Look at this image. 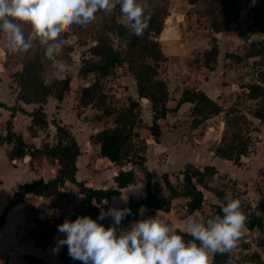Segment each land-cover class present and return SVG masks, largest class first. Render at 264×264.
Returning a JSON list of instances; mask_svg holds the SVG:
<instances>
[{
  "label": "trees",
  "instance_id": "trees-1",
  "mask_svg": "<svg viewBox=\"0 0 264 264\" xmlns=\"http://www.w3.org/2000/svg\"><path fill=\"white\" fill-rule=\"evenodd\" d=\"M198 0H187L189 5H194ZM209 10L212 15L211 27L215 33H221L231 24L239 20V15L247 6L249 0H208ZM167 2L159 6L158 4L149 7L146 15L150 16L148 28L143 35L137 37L129 35V29L125 24L118 22L115 11L105 20L97 23V36L93 45L88 49V53L94 57L95 61L85 60L79 68L80 76L93 75L95 81L92 84L81 87L78 95V102L81 107H95L109 114L105 106V97L102 94L99 79L111 76L116 69L126 65V68L132 76L138 99H145L150 104L151 124L149 126L150 134L157 142L160 132L158 120L163 119L167 113L173 111L166 104L168 101V89L166 83L160 78L158 65L165 60L161 52L160 45L156 37L161 33L164 23L169 16L166 10ZM1 35V33H0ZM210 42L209 49L204 52V66L212 69V64L216 61L218 55V46L215 39ZM261 40L257 43H250L248 57H258L261 55ZM44 47L32 48L29 52L21 56L19 63L20 69L13 74V80L18 86V93L13 106H7L0 102V108L10 114V119L15 113L19 112L30 118L28 130L32 136H35L37 130L47 131L48 122L43 112V106L46 104L48 97H54L61 101L64 95L70 89V78L65 76L62 79H55L48 87L43 86V67L44 61L47 60L43 55ZM226 58H235L236 62L241 57L227 54ZM248 98L257 99L264 96V88L258 84L247 85ZM37 106L32 112H26L20 104ZM183 103L192 105L190 114L192 124L198 126L203 122L217 117L222 107L209 99L201 91L184 90L178 101L177 107ZM140 105L137 100L129 99L126 107L117 112L112 125H105L100 131L90 137V140L98 145L99 156L103 161L104 167L110 164L118 165L128 162L134 151V144L140 137L139 127L142 120L140 118ZM261 122L264 121V111L257 116ZM228 121H225L227 125ZM55 129L56 141L49 145L43 142L41 147L35 148L27 145L22 136L12 131L11 121H6L5 135H0V144L6 143L11 145L7 153L8 159H23L30 157V164L39 156H45L51 163H56L58 168L56 174L50 180L44 182L41 179L18 185L13 192L11 199L3 208L0 214V227L5 224L6 213L14 206L24 202L27 195H34L41 198H50L60 195V188L65 182L73 184L82 199L73 211L68 214V220L72 221L79 216L88 215L96 220L100 211H108V201L112 197L120 195V190L124 187L134 184L135 172L132 169L121 170L114 177L115 187L111 189L88 187L82 181H77L75 174L77 171L76 161L80 155V148L74 136L69 129L53 120L50 123ZM247 146L241 141L235 139L225 146H218L214 149V155L224 161L231 162L233 165H240V157L246 152ZM145 161V157L142 161ZM133 164L135 162H132ZM212 171L214 169L209 168ZM205 171L187 164L181 171L180 188L174 186L168 180L167 175H163L164 187L167 191L166 196H160L150 189L149 182L145 185V197L140 200L129 198L125 207L131 209V215L122 220L121 223H128L135 220L138 210L141 206L149 210V214L154 216L156 211L168 212L171 209L172 201L176 198L186 199L185 211L191 215L201 210L204 204V195L202 190L211 192L217 199L218 203L214 206L213 214H221V204L227 197L224 191L210 187L205 180ZM214 172V171H213ZM242 211L247 216L245 227L248 230L263 229L264 225V188L263 197L258 202L255 209L241 202ZM211 215H206L204 219ZM102 223L105 227L109 225V217ZM60 222L53 214L48 215L43 220L36 221L32 232L33 245L41 250L46 249L52 243L57 232V225ZM178 234L182 235L185 240L191 239L187 232L175 229ZM260 245H264V239ZM22 264H45L44 261L31 254L21 256ZM57 260L61 264H81L80 261H74L68 256L67 246L60 248ZM2 264H8L7 260ZM211 264H264L258 252H252L244 255L241 259L234 258L230 252L227 254H213Z\"/></svg>",
  "mask_w": 264,
  "mask_h": 264
},
{
  "label": "rangeland",
  "instance_id": "rangeland-1",
  "mask_svg": "<svg viewBox=\"0 0 264 264\" xmlns=\"http://www.w3.org/2000/svg\"><path fill=\"white\" fill-rule=\"evenodd\" d=\"M141 2H143V0H141ZM164 2H167V11L170 9V7L172 10L178 9L179 14L181 15L180 17L184 18V20H189L187 21L188 27L184 28L183 39L190 38V34L188 32L191 29H195V35L193 36L197 37L199 43L198 45L194 43L195 45L193 44L192 49H190L185 56L190 61L189 64H192V66L195 67L203 64V54L206 52L205 50H208L205 48L210 47V42L213 41L212 39H215L213 35L222 36L224 39L221 44V59L224 61L223 68L226 69L223 70L222 66H220L223 76L229 74L233 79H237V76L244 77V70L250 71L257 67H261L262 69L257 73L256 78H250L246 76L247 83L243 84L242 86L258 84L264 88V41L262 42L260 56L248 57L247 55L250 45L249 36L255 31L264 35V0H249L247 6L240 13L238 22L231 24L219 34L215 33L211 27L212 15L210 14L208 0H198L194 5H189L187 0H148L150 6L156 4L161 6ZM116 9L119 10V6H117ZM108 16L109 14L105 12H99L96 14L95 20L86 27L73 25L69 29H66L64 32H62L60 39L63 42V47L60 54L56 56L54 60H45L43 67V76L48 77L56 71L57 63L66 65V75H61L59 78L62 79L65 76L70 78L71 92H67V94L64 96V109L66 111L65 115L67 118L73 116L77 118L79 122L90 123L92 125H98V123L102 124V126L112 125L116 113L122 111L126 107L128 100L134 95L132 91L133 78L128 72L126 65H123L122 67L116 69L113 75L98 80L99 84L101 85L102 94L105 97V106L110 112L109 114H105L102 110L96 109L95 107H81L78 102V95L81 87L92 84L95 81L93 75L80 76L78 74L79 68L82 64V61L96 60L88 53V49L93 45L97 36V23L105 20L108 18ZM116 18L118 22L125 25L127 24L126 17L120 13V10L117 12ZM22 27L26 38L33 40V48L40 46L44 47L40 45L39 38L34 36L30 26L23 25ZM240 31L245 32V35L242 38L243 40L236 36V34H238ZM261 40H264V38L259 39L257 42H260ZM214 41L217 43L216 39ZM217 46H219L218 43ZM23 54V52L7 54L6 37L1 33L0 101L4 102L5 104L12 105L15 100V96L18 93V86L13 80V74L20 69L19 60ZM227 54L241 57V60L236 62L235 58H226ZM225 60H228V62ZM163 62L159 64V67H163ZM227 66L229 67L227 68ZM74 97H76L77 103H73ZM134 100H136V98ZM139 105V114L142 123L139 127L140 137L137 141H135L134 144V151L136 153H133L134 155L128 159V162L123 164L132 168V170L135 172V181H138L139 178L137 177L141 175V180L139 182H141L144 189L146 182H149L150 184L152 183L154 190L158 192L160 189H158L157 186L163 183L161 178L162 174H159L158 179L156 175L154 176L155 178L152 179V176L143 166L144 160L142 161V158L147 154L151 159L152 167L154 166L153 168H157L158 164L161 165L165 162H169L168 164L172 166L178 159V156L170 154V152H172L174 147L178 146V144H180L182 148L185 145L186 147L188 146V148H192L194 145L199 146V148L202 146L213 148L216 145L225 146L230 141L235 139L237 142L242 141L247 146L246 152L240 157V165L236 166L228 161L224 162L225 165L222 163V166L206 165L202 168L203 171H205V180L210 187L224 191L225 195L229 198H238L244 205L249 206L250 209H255L257 207L258 202L263 197L264 188V121L261 122L256 116L260 112L264 111V96L253 100L248 98L247 92L240 91L237 93L235 102L225 105V108L222 109L221 113L217 117L207 120L198 126L192 124V120L181 122L179 124L175 123L174 125L172 123H166L165 127H163V124L162 128L165 131L166 127L168 126L167 132L169 131V133H173V131H177L179 138L178 143L173 142L177 144L171 143V147L169 148L170 150L164 149L165 153L163 151V153H161L159 146H156V142L153 141V138L150 134L149 126L151 123V111L149 112L145 101L140 100ZM69 111H71L70 115ZM53 112L52 115H54ZM1 116L2 115L0 113V118ZM187 116L192 117L190 113ZM221 119H223V121ZM226 120L228 121L227 125L224 124ZM213 121H217V123H215L216 125L212 124ZM2 122L3 123H0V130H2L3 126L6 125V122ZM75 126L78 128L77 140L82 147V151L84 152L83 154L88 156L87 158H89V166L93 168V173L97 174L99 173L100 169H105L103 161L99 156V149L91 145L92 141L90 140V137L92 135H87L86 130L83 129L84 124H76ZM207 127H209V130ZM94 129H96V127H92L89 132ZM196 129L197 131L192 133ZM46 136L48 137V135ZM167 136L169 135L164 134L165 138ZM168 139H170V137H168ZM84 148H86V151ZM39 158L40 156L35 158L34 161H37ZM21 160L22 159L16 160V163L19 161V164L21 165ZM6 162L7 160L0 158V180H2V182H0V201L6 202L7 204L11 199V196L9 195V187L12 184L11 180L16 178L18 175L27 179L31 173L27 172L26 170H28V168L32 169L34 165L31 164L27 168L24 167L23 169L26 170L21 169L19 173H16L14 170H11L9 166H7ZM132 162L135 163L133 164ZM14 166L16 167L17 165ZM209 168L214 169V172ZM79 169V178L88 174V171L83 169V165L81 163ZM161 171L160 169L157 170L159 173ZM180 173L181 170L173 169H169L165 173L168 177V180L177 188H180L181 184ZM99 180H103V184L108 183L110 181V174L108 173L104 177H100ZM149 187L151 188V186ZM202 192L206 207H203V211L198 212L194 217L191 216L198 220L204 219L206 216L204 215L205 213L208 215L213 213L215 203L211 202L218 203L216 197L211 192L207 190H202ZM57 197H62V204H54L55 208L52 212H54V215L58 218L61 224L67 218L68 212L72 209L71 204L72 202H75V199L74 195H71L70 192L60 193V195ZM185 200L186 199L184 198H179L177 201H175L174 205L171 206V213L173 215L172 218H165L163 215H161L163 218L159 217L173 229L177 228L183 232H187L188 218L190 217V215L188 216L185 210L182 211V207L186 204ZM119 202L115 201L114 199H110L108 201V205H111V208H120L121 203ZM1 213L2 210L0 211V214ZM27 214L29 220L31 221L32 218L36 217L37 212L31 208H28ZM138 215L135 220H131L128 223H121V227L126 228L131 223H134L137 219L149 217L147 216L148 214H145L138 218ZM111 222L112 218L109 217V224ZM35 225L36 218L30 223H25V229L23 232L20 230L14 234L9 230H5L0 233V252H7H4V254L0 256V264L8 259L7 256H10L11 258L13 257V263H15V259L18 257L19 253L17 251V248H19L18 242L30 240L32 238V232ZM56 238H63V234L59 233L58 231L56 232L51 245L47 250H45L46 253L36 247H33L37 251L36 255H40V257L41 255H45L47 261L50 262L56 260L55 258L58 252L53 251ZM263 239L264 227L261 230H248L245 227L243 229L242 236L238 241V246L232 249L230 254L236 259H241L246 254L258 252L261 258L264 259V245H260ZM24 252L28 253L27 250ZM212 255L213 254L210 255V259L212 258Z\"/></svg>",
  "mask_w": 264,
  "mask_h": 264
},
{
  "label": "clouds",
  "instance_id": "clouds-1",
  "mask_svg": "<svg viewBox=\"0 0 264 264\" xmlns=\"http://www.w3.org/2000/svg\"><path fill=\"white\" fill-rule=\"evenodd\" d=\"M117 6L126 17L129 35L142 36L150 20L148 0H0V33L6 37V53H27L33 48V40L26 38L22 27L28 25L44 46V57L54 60L63 47L62 32L73 25L86 27L97 13L110 15ZM66 73V65L57 63L43 86ZM144 211L142 206L140 216ZM220 212L202 220L190 216L188 240L157 215L121 227L122 220L132 214L127 207L100 211L96 220L78 215L57 225L63 238H56L53 251L67 246L68 256L81 264H211V254H227L238 246L247 222L238 198L226 197ZM107 217L112 218L107 227L97 222Z\"/></svg>",
  "mask_w": 264,
  "mask_h": 264
},
{
  "label": "crops",
  "instance_id": "crops-1",
  "mask_svg": "<svg viewBox=\"0 0 264 264\" xmlns=\"http://www.w3.org/2000/svg\"><path fill=\"white\" fill-rule=\"evenodd\" d=\"M168 12H170V15L168 16V18L166 19L164 23L163 30L156 37V40L160 45L161 52L165 57V60L162 64L163 67L162 66L159 67L158 65V73H159L160 78L166 83V86L168 89V101H167L166 106L169 109L173 110L167 113L163 119H160L157 122L158 127H159V132H161V135L159 136L157 140L158 143L156 142V146H159L161 153L164 152V149L170 150L169 148L171 147V143L173 142L178 143V140H179L177 131H173V133H169V131L167 132L168 126L166 127V131H165L162 128V125L164 124L163 127H165L166 123H172L174 125L175 123L179 124L181 122H187L188 120H192V117L187 116L190 113L191 107H192L190 103H183L179 107H177V101L181 93L184 90L189 89L193 91H201L209 99H211L212 101L220 105L222 109L225 108V105L235 102L237 93H239L240 91H245L248 94L247 86H242L243 84L247 83V78H246L247 70L243 71L244 77L237 76V79H233L229 74H226L223 76V73L220 70V66H222V68L224 66L223 64L224 61L221 59V53H222L221 44L224 38H222V36L213 35V37L217 40V43L219 46H218V55L216 57L215 63L212 64L211 70L205 67L204 63L198 67L192 66V64H189L190 61L185 56L187 52L190 49H192L194 43L196 45H198L199 43V41L197 40V37L193 36L195 35L194 34L195 29H191L188 32L190 34V38L183 39L184 28L188 27L187 21L189 20H184V18L180 17L181 15L179 14L178 9L172 10L170 7V9H168ZM173 17H176V19L173 20ZM244 31H240L238 32V34H236V36H238V38L241 40H243L242 38L245 35ZM205 49H209V47ZM220 61H221V64H220ZM225 61L228 62V60H225ZM228 67L229 66H227V68ZM223 70H226V69L223 68ZM134 86L135 84L133 80L132 91L134 95L131 97V99L136 98L138 102L140 100L145 101L149 109V112H150V104L145 99L137 98L136 89ZM14 103H15V100L12 105L11 104H6V105L13 106ZM73 103H77L76 97H74ZM64 104H65V97H63L61 101H57L52 96L48 97L46 104L43 106V112L46 115V120L48 122V128L46 132L37 130L35 136H32L28 130V126L30 124V118L27 115H24L22 113L17 112L15 113L14 117L10 119L9 112L0 108V113L2 115L0 118V123H3L2 121L6 122L10 120L12 131L15 134L21 135L24 142L27 145L38 148V149L41 147V144L43 142L49 143V145H52L55 143L56 141L55 129L50 124L53 120L60 123L61 125L66 126L69 129V131L72 133V135L74 136L77 143H78V140H77L78 128L75 126L76 124L78 125L84 124L83 129H85L87 132V135L90 134V136L94 135L96 132L100 131L104 127L100 123H98L99 125L98 126V125H92L90 123L79 122L78 119L73 116H70L67 118L65 115L66 111L64 109ZM20 105L28 113L32 112V110L37 107L35 105H25L22 103ZM52 112L54 113V115H52ZM70 112L71 111H69V115L71 114ZM216 122L217 121H213L212 124L216 125L215 124ZM5 126H3V129L0 130V135L2 136L5 135L6 133ZM92 127H96V129L89 132V130ZM207 129L209 130V127H207ZM196 131L197 129L194 130L192 133ZM164 134L166 135L168 134L169 136L165 138ZM46 135H48V137ZM168 137H170V139H168ZM177 143H173V144H177ZM78 145L80 148V155L78 156L77 161H76L77 171L75 174V178L77 181H82L83 183H85V185L88 187L103 188V189L114 188L115 183L113 181V177L121 170L132 169L123 163L118 164V165L110 164L107 167H105V169H100L99 173L94 174L93 168L89 166V160H88L89 158H87L88 156L83 154L84 152L82 151V147L80 146L79 143ZM91 145L99 149L98 145L93 144L92 142H91ZM10 147L11 145L6 144V143L0 144V158L3 160H7L6 164L7 166L11 168V170H14L16 173H19L21 169L26 170V169H23L24 167L27 168L31 164L34 165L32 169L28 168L29 171L26 170L27 172L31 173V175L27 179L18 175L16 176V178H13V180H11L12 184L9 187V195L11 197H12L13 192L18 187V185H21L23 183H29L37 179H41L44 182H46L55 176L58 166L56 163H51L45 156H40V158L37 161L33 160L31 164H30L29 156H26L21 160L22 161L21 165L19 164V161L18 163H16V160L11 162L7 157V153L9 152ZM176 147H174V150L170 152V154L178 156V159L175 161V163L172 166L168 164L169 162H165V163H162L161 165L158 164L157 168H153L154 166L152 167L151 159L149 158V155L147 154L145 156L146 160L144 161L143 166L148 171V173L152 176V179L155 178L154 177L155 175L157 179L159 178V174H162V176L166 175L165 173L169 169L182 171L187 164H192L201 170H203L202 168L205 167L206 165L222 166V163L223 165H225L224 160H221L214 155V149L218 147V145H216L213 148H208L205 146H202L199 148V146L197 145H194V147L192 148L191 147L188 148V146L186 147L185 145L182 148V146L178 144V146ZM84 150L86 151V148H84ZM80 163L83 165V169L88 171V174H86L85 176L81 178H79L80 177L79 176ZM14 165H17V166L15 167ZM158 169H160V171L161 170H164V171H161L159 173L157 172ZM108 173L110 174V181L106 184H103L102 182L103 180L100 181L99 179L100 177H104ZM140 177L141 175L137 177L139 179L138 181H135L134 184L122 188L120 190L119 196L111 198V199H114L115 201H118V202L120 201L119 202L121 203L120 208H124L127 205L129 198H132L134 200H140L145 197L146 191L144 187L142 186L141 182H139L141 180ZM0 182H2V180H0ZM149 185L151 186L150 189L153 192H156L153 188L152 183L151 184L149 183ZM157 188L160 189V191L156 192V194L160 196L167 195V192H166V189L163 183L159 184ZM69 192L71 193V195H74L75 202H72L71 204L72 209L68 212V214H70L73 211V209L78 205V203L82 199V195L78 192L77 188L73 184L65 182L64 185L60 188V193H69ZM61 198L62 197L58 198L57 196H53L50 198H41V197H37L34 195H27L23 203L12 207L6 213L5 224L2 227H0V233L5 230H9L11 231V233H14V234L20 230L23 232L25 229L26 222L30 223L35 218H36V221H39V220H43L48 215H52V214L54 215V212H52L53 209L55 208L54 204L61 205L62 204ZM177 199L179 198H176L172 201V206L174 205L175 201H177ZM211 203H215L216 205L217 202H211ZM6 205H7L6 202L0 201V211L3 210V208ZM109 207L111 208V205ZM141 207L138 210L139 215H140ZM203 207H206L205 201H204L203 206L201 207V210L191 214L190 216L194 217L198 212H202ZM28 208H31L37 212L36 217L32 218L31 221L29 220V217L27 214ZM143 208L145 209L143 215L148 214L147 216H151L149 214V210L144 206ZM171 210L172 209H170L168 212L156 211L155 215H157L160 218H163L161 215H163L165 218L166 217L172 218L173 215L171 213ZM183 210H185V206L182 207V211ZM139 215H138V218L141 217ZM204 215H208V214L205 213ZM175 229L177 228H174V230ZM18 246L19 248H17L18 249L17 251L19 253H18V257L15 259V263H13V257L11 258L10 256H7L8 264H22L21 256L23 254H31L36 257H39L44 261L45 264H61L60 262H57L58 253L56 254V258H55L56 260L51 261V262L47 261V259L45 258V255H41V257L40 255H36L37 251L33 248L34 247L33 238H31L28 241L25 240L23 242H18ZM48 248L49 247H47L46 249H43V250L40 249V250L45 252V250H47ZM25 250H27L28 253H25L24 252ZM4 252L7 253L6 251H1L0 256L4 254Z\"/></svg>",
  "mask_w": 264,
  "mask_h": 264
},
{
  "label": "water",
  "instance_id": "water-1",
  "mask_svg": "<svg viewBox=\"0 0 264 264\" xmlns=\"http://www.w3.org/2000/svg\"><path fill=\"white\" fill-rule=\"evenodd\" d=\"M176 17H173V20H175ZM264 38L263 34H260L259 32L255 31L253 32L250 37H249V42L253 43V42H257L259 39ZM261 67H257L255 69H252L250 71L246 72V76L250 77V78H256L257 73L261 70ZM223 121V119H221ZM217 123V122H216Z\"/></svg>",
  "mask_w": 264,
  "mask_h": 264
}]
</instances>
